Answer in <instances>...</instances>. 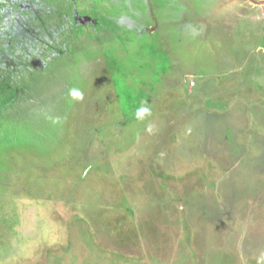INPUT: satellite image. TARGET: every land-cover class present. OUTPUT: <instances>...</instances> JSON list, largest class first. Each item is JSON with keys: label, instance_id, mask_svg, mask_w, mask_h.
<instances>
[{"label": "rangeland", "instance_id": "obj_1", "mask_svg": "<svg viewBox=\"0 0 264 264\" xmlns=\"http://www.w3.org/2000/svg\"><path fill=\"white\" fill-rule=\"evenodd\" d=\"M0 264H264V0H0Z\"/></svg>", "mask_w": 264, "mask_h": 264}, {"label": "clouds", "instance_id": "obj_2", "mask_svg": "<svg viewBox=\"0 0 264 264\" xmlns=\"http://www.w3.org/2000/svg\"><path fill=\"white\" fill-rule=\"evenodd\" d=\"M146 112H148V109L147 108H142V109L139 110L137 115L142 117Z\"/></svg>", "mask_w": 264, "mask_h": 264}]
</instances>
